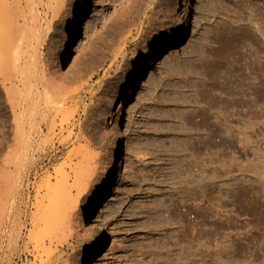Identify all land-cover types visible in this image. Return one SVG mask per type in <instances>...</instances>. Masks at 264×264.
<instances>
[{"label":"rangeland","instance_id":"rangeland-1","mask_svg":"<svg viewBox=\"0 0 264 264\" xmlns=\"http://www.w3.org/2000/svg\"><path fill=\"white\" fill-rule=\"evenodd\" d=\"M66 2V23L41 49L54 79L41 84L48 96L38 86L37 109L50 98L55 112L32 133L31 201L76 167H91L84 197L98 190L114 95L154 44L140 91L122 104L120 162L98 211L117 241L92 264H264V0ZM59 32L62 59L50 64ZM80 224L52 241L47 226L28 228L3 264H80L96 238L90 219Z\"/></svg>","mask_w":264,"mask_h":264},{"label":"bare ground","instance_id":"bare-ground-1","mask_svg":"<svg viewBox=\"0 0 264 264\" xmlns=\"http://www.w3.org/2000/svg\"><path fill=\"white\" fill-rule=\"evenodd\" d=\"M76 8L77 6H74V12ZM68 15L66 0H0V87L7 97L6 102L9 106V111H5L0 118V264H3L2 256L6 248L10 249L14 243L16 247H21L30 227L38 229L42 225L47 226L50 233L47 232L46 236H50L52 241L54 233L58 232L59 228H67V231L76 225V229H79L81 221L90 219L91 232L96 238L89 251L80 258V264H92L105 245L110 242L114 245L117 241L116 229H111V238L106 235L108 226L98 211L108 194L112 178L120 162V137L125 113L122 104L134 98L140 91L146 77V70L150 67L151 61L156 58L158 48L153 44L141 54L127 84L114 95L116 111L109 124L108 132L111 147L98 190L84 197L91 176V167L85 170L76 167L74 177L71 179L68 176L62 177L56 184L48 187L47 195L41 198L36 197L32 202L29 197L32 164L30 156H33L32 143L33 139H36L32 137V133L36 132L37 136L42 137L40 127H36L37 120L45 122L55 112L54 106L49 108V103H52L50 98L49 101H44V103L48 102L44 111L37 109L42 101L38 86L43 82L47 84L51 77V74L47 73L48 67L46 68L49 60L42 56L41 49L47 45L46 43L52 42L58 24L60 22L65 24ZM183 30L182 24L179 23L174 34L183 36ZM258 30H262L260 32L264 34V25ZM126 31L121 29V35ZM61 38L62 33L59 32L57 44L50 57V64L59 65L56 60L62 59ZM129 39L126 36L122 43L126 44ZM170 39L168 37L163 41ZM115 57L117 59V54ZM52 79L50 78V81ZM46 87L50 88L51 84L50 86L47 84ZM46 90L48 96L47 93L50 90ZM46 95L44 98L47 97ZM47 99L48 97L44 100ZM54 127V122H51L52 132ZM213 160L211 161L214 162ZM211 163L209 162L210 165H214ZM78 219L80 222H76ZM59 233L64 234L60 231ZM74 260L75 258H69L66 261L67 264H73Z\"/></svg>","mask_w":264,"mask_h":264}]
</instances>
